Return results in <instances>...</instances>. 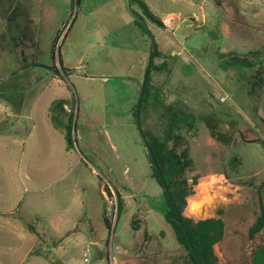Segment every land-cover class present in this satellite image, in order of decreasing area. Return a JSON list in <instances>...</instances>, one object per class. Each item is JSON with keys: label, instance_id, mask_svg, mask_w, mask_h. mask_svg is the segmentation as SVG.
<instances>
[{"label": "rangeland", "instance_id": "374dc122", "mask_svg": "<svg viewBox=\"0 0 264 264\" xmlns=\"http://www.w3.org/2000/svg\"><path fill=\"white\" fill-rule=\"evenodd\" d=\"M141 1L175 17H144L159 68L140 128L151 142L167 107L194 117L181 130L194 164L182 214L223 221L216 264H252L264 247V231L248 234L264 206V0ZM0 45V264H191L133 116L151 41L124 0H0ZM58 99L73 112L69 150L49 120Z\"/></svg>", "mask_w": 264, "mask_h": 264}, {"label": "trees", "instance_id": "16d2710c", "mask_svg": "<svg viewBox=\"0 0 264 264\" xmlns=\"http://www.w3.org/2000/svg\"><path fill=\"white\" fill-rule=\"evenodd\" d=\"M79 0H76L78 6ZM136 4L140 10L141 15L133 11L139 18L145 22L144 17L164 28L161 19L153 16L141 0H130V6ZM136 26L142 31L143 28L133 20ZM152 50V45L150 51ZM158 51L153 56L151 66L148 71L147 80L144 88V95L141 99L140 111L144 103L147 102V88L149 84V74L151 69L159 68L153 65V60L158 56ZM51 58L54 61L53 51ZM45 68L52 74L59 76L60 71L63 75H67L69 70L65 69L59 61V70L53 63L52 66L32 65ZM65 101L58 99L52 102L49 107V120L54 129L64 133L66 141V148L69 150L73 147L72 141V118L73 112L65 109ZM137 104L134 107V117L136 118ZM168 111L166 123H163L164 132L162 137L151 136V142H148L151 152L153 154L155 164L152 162L149 153L148 160L153 170V178L159 187H161L164 204L162 206V213L164 220L172 227L177 242L183 246L187 252V256L191 264H198L190 249L192 245L194 252L202 264H216V257L213 253V245L222 239L224 232V223L221 219L209 218L193 222L190 218L183 216V208L186 204V198L190 195L191 189L187 182V172L193 170V160L189 155V147L187 141L181 133L182 127H193L194 117L192 115L174 111L171 107L166 108ZM66 118V119H65ZM211 136L218 142L227 144L230 141V135L225 134L217 129L214 124L208 125ZM156 167L158 171L156 170ZM160 174V176H159ZM195 179L193 183H195ZM264 186V184H263ZM165 187L168 189L170 199H168ZM105 191L111 196L108 188ZM123 209V201L119 194H117V215L116 220ZM103 222L106 229H111V219L106 217L103 212ZM264 231V206L261 207L259 215L255 222L250 227L248 234L249 238L253 239L256 234ZM261 248V247H260ZM257 248L252 254V264H264V250ZM60 264V263H59Z\"/></svg>", "mask_w": 264, "mask_h": 264}, {"label": "water", "instance_id": "95a60500", "mask_svg": "<svg viewBox=\"0 0 264 264\" xmlns=\"http://www.w3.org/2000/svg\"><path fill=\"white\" fill-rule=\"evenodd\" d=\"M124 2H125L126 9L129 12V14L131 15L132 19L135 22H137L143 28L144 32L149 36L150 41H151V45H152V50L149 53L147 65H146V68H145V71H144V75H143V80H142V83H141V92H140V96H139L138 103H137V109H136V121H137V128H138V131H139V133H140V135H141V137L143 139L144 145H145V147L148 150V153H149V156H150L152 162L155 164V160H154L153 154L151 152V149L149 147V144H148L147 140L145 139V137L143 135V132H142V130L140 128L139 113H140L141 99H142V97L144 95V88H145V84H146V80H147L148 71H149V68L151 66L153 56H154V54L157 51V44H156V41H155L154 37L151 35L146 23L144 21H142L139 18V16L132 11V9L130 7V0H124ZM155 166H156V164H155ZM156 170L158 171L157 167H156ZM159 176H160V174H159ZM165 191H166L168 199H170L169 192H168V189L166 187H165ZM189 245H190V249L192 251V254L195 257V259L198 262V264H202V262L198 260V258L196 256V254L194 252V249H193L192 245L190 244V242H189ZM260 249L264 250V247H261Z\"/></svg>", "mask_w": 264, "mask_h": 264}, {"label": "crops", "instance_id": "0c3cea01", "mask_svg": "<svg viewBox=\"0 0 264 264\" xmlns=\"http://www.w3.org/2000/svg\"><path fill=\"white\" fill-rule=\"evenodd\" d=\"M137 13V12H136ZM175 16L173 15V14H168V15H166V17L165 18H162L161 19V21H163V23H164V26H166V28L168 27V22H169V20H170V18H174ZM168 21V22H167ZM4 46H6V45H0V51H2L3 50V47ZM14 46H16V47H19V46H22V47H26V48H28L30 45H14ZM25 57V56H24ZM36 63H29V62H25V64L21 67V69H23V68H26V69H30V66H32V65H35Z\"/></svg>", "mask_w": 264, "mask_h": 264}, {"label": "built area", "instance_id": "2783aa9c", "mask_svg": "<svg viewBox=\"0 0 264 264\" xmlns=\"http://www.w3.org/2000/svg\"><path fill=\"white\" fill-rule=\"evenodd\" d=\"M179 54V53H178Z\"/></svg>", "mask_w": 264, "mask_h": 264}]
</instances>
